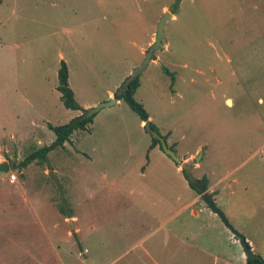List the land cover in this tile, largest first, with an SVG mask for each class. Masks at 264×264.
<instances>
[{
  "label": "rangeland",
  "instance_id": "rangeland-1",
  "mask_svg": "<svg viewBox=\"0 0 264 264\" xmlns=\"http://www.w3.org/2000/svg\"><path fill=\"white\" fill-rule=\"evenodd\" d=\"M167 11L163 46L139 72L135 98L194 176L217 183V205L264 258V0H0L1 143L21 162L55 140L51 126L83 114L66 108L57 89L62 60L84 109L115 98ZM152 142L120 100L46 162L15 170L38 221L19 215L14 232L0 228V264H37L10 243L25 233L29 242L37 236L33 252L45 264H194L195 249L174 256L169 227L200 211L203 199L183 206L197 191ZM211 212L220 244L202 237L213 253L202 255L210 264H244L240 240Z\"/></svg>",
  "mask_w": 264,
  "mask_h": 264
},
{
  "label": "crops",
  "instance_id": "crops-1",
  "mask_svg": "<svg viewBox=\"0 0 264 264\" xmlns=\"http://www.w3.org/2000/svg\"><path fill=\"white\" fill-rule=\"evenodd\" d=\"M112 95H113V92H110V96ZM119 101L120 100H117V102ZM144 124H145V121L141 120V125H144ZM9 153H10L9 146L7 144L1 143V139H0V163L8 162L10 165L9 171L7 172L0 171V228H4L5 230H7V232L8 231L14 232L15 225L20 224L19 222H16V220H24V216L26 217L31 216V217H34L35 220L38 221V219H36L38 217H37V212L34 208L35 206L33 205L31 198L29 197L22 183L18 179L11 180L8 175V172L13 173L15 170L19 171V169H13L11 167V164L19 163V161L21 160V153L18 152L17 157H14L13 155ZM53 172L56 173V171H53ZM2 174L4 176H2ZM216 188H217V183H212L209 185V192L213 195L215 202L218 200V197L216 195L218 190ZM202 195L198 193H196V195L193 194L192 197H190V199L187 200V203H185L183 206L185 208L191 209L190 207L192 205L200 201V198L202 197ZM202 203L203 204H201L200 211H197L196 209H191L190 214L187 218L180 219L178 223L176 224V227H173V226L169 227L170 239L171 240L173 239L175 244L178 241V243L175 245V247L178 248L176 250L177 253L174 256L178 255L181 247H188V248L195 249L199 252H198V255H194L191 257L192 262L194 264H207V262L208 264H210V260H208L204 255H202V253L206 254V252H208L210 254H213L209 249L206 248L205 245H202L200 243V240L202 239V237L209 238V241L211 243L209 247L211 248L220 244L218 239L215 237V234L212 233V229L217 224V220L213 216L210 210L211 208L208 205L206 206V202L203 200ZM180 212L182 211L180 210ZM203 214L205 215V217L203 216ZM19 215H24V216H19ZM206 216L209 217V220H210L209 224H207L206 222ZM2 218H5L7 220H4ZM71 219H73V215ZM21 223L26 225L25 222H21ZM25 231H28L27 228L25 229ZM23 235L25 236H23L20 239V241H17V239L10 236L9 237L10 243L12 245L17 246L18 248L22 250H25V252L28 255V258L32 259L37 264H45L44 259H42L39 256L40 253L38 252L36 254L33 252L34 249H36L37 251L41 248V243L40 244L34 243L37 236L34 239L30 237L31 241L29 242V237L26 236V233ZM48 243L51 246V243H52L51 240H49ZM166 244H168V241L166 242ZM30 246H33V248ZM184 253H185L184 256H190L189 251H186ZM242 255L245 258L244 264H246V254L243 252ZM217 258H218L217 255L213 256V259H214L213 263L214 261H216ZM169 264H172V261H170ZM173 264H188V263L186 262L185 259L179 258V259L174 260Z\"/></svg>",
  "mask_w": 264,
  "mask_h": 264
},
{
  "label": "trees",
  "instance_id": "trees-1",
  "mask_svg": "<svg viewBox=\"0 0 264 264\" xmlns=\"http://www.w3.org/2000/svg\"><path fill=\"white\" fill-rule=\"evenodd\" d=\"M177 5L174 6V13H176ZM168 73H171L169 70H166ZM69 76L70 71L65 61H61V67L58 72V79L59 84L57 89L61 92V99L65 105L66 108L72 109V110H84V108L80 105V103L77 101L75 97V92L71 88L69 83ZM141 85V81L139 78V75L131 80L124 88H119L114 92L115 97L117 100H124L126 101L129 106L139 115L140 119L142 121H147L150 117L149 112L145 109L144 105L140 102H138L135 98V94L138 90V88ZM93 116L88 118H83L82 115H78L75 118H72L69 122L57 125V126H51V128L54 130L56 134L55 140L50 144L46 145L33 153L29 154L24 160H22L19 163H12L11 167L13 169H25L29 164H31L34 161L40 160L41 163L43 161L48 160V154L50 151L57 147H64L65 143L70 139V136L76 131V130H85L87 128V125L92 122ZM152 126L155 127L154 124ZM165 139L167 140V137L165 136ZM157 145H159L162 149L161 143L158 139L153 138V142L150 145V148H154ZM171 148H173L171 146ZM178 165V164H177ZM179 166V165H178ZM185 177L189 181L188 177L186 176L184 170H182ZM205 181V188L203 190H200L196 188L194 185H192L189 181L190 186L197 191L198 194H203L208 189V180L206 177L203 178ZM64 214H66V211L63 209ZM66 217H72L66 216ZM246 264H264V258L262 256H259L257 258L251 259Z\"/></svg>",
  "mask_w": 264,
  "mask_h": 264
},
{
  "label": "water",
  "instance_id": "water-1",
  "mask_svg": "<svg viewBox=\"0 0 264 264\" xmlns=\"http://www.w3.org/2000/svg\"><path fill=\"white\" fill-rule=\"evenodd\" d=\"M173 14L170 11H167L162 18L160 19L157 27V31L155 34V39L153 44L150 46L149 50L147 51L146 58L140 68L135 70L131 76L128 78L126 84H128L131 80L135 79L139 72L149 63L151 60L153 54L157 49L163 46V40L165 38V26L167 24V21L169 18H171ZM117 102V98H111L109 101L101 102L97 106L84 109L82 117L88 118L93 116L95 113H97L99 110H101L103 107L112 105ZM145 129L150 132L153 138H156L160 141L163 151L173 158V160L181 167L182 170H184L186 176L188 177L190 183L194 185L196 188L203 190L205 188V181L204 179L197 178L193 174V168L194 166L192 164H189L187 161H183L175 152L174 149H172L169 144L167 143V140L163 135H161L153 126L150 119L145 121ZM200 156H196L195 160H199ZM10 169V165L8 162L0 163V171L7 172ZM50 175L58 182V178L56 174L53 171H50ZM203 200L206 202V204L211 208V210L215 213H217L224 224L232 231V233L240 240L241 245L243 247V250L246 254V263H248L251 259L259 257L258 254H256L247 241L244 234L240 233L229 221L227 215L225 212L217 205L215 202L213 195L206 191L202 195ZM72 221V219H71Z\"/></svg>",
  "mask_w": 264,
  "mask_h": 264
},
{
  "label": "built area",
  "instance_id": "built-area-1",
  "mask_svg": "<svg viewBox=\"0 0 264 264\" xmlns=\"http://www.w3.org/2000/svg\"><path fill=\"white\" fill-rule=\"evenodd\" d=\"M16 178H17V175L15 173H11L10 179L11 180H16Z\"/></svg>",
  "mask_w": 264,
  "mask_h": 264
}]
</instances>
